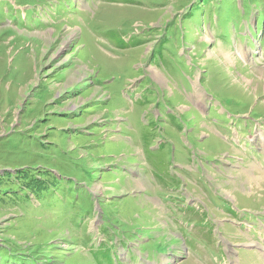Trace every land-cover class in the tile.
<instances>
[{
	"label": "rangeland",
	"instance_id": "obj_1",
	"mask_svg": "<svg viewBox=\"0 0 264 264\" xmlns=\"http://www.w3.org/2000/svg\"><path fill=\"white\" fill-rule=\"evenodd\" d=\"M262 19L0 0V264H264Z\"/></svg>",
	"mask_w": 264,
	"mask_h": 264
},
{
	"label": "trees",
	"instance_id": "obj_2",
	"mask_svg": "<svg viewBox=\"0 0 264 264\" xmlns=\"http://www.w3.org/2000/svg\"><path fill=\"white\" fill-rule=\"evenodd\" d=\"M223 12V11H221ZM262 23H264V19H262ZM31 178L30 175H25V179L29 180ZM54 184L57 185L58 184V180H54V182L47 184L45 180L43 179H36L34 181H32L31 183L26 184L27 188V192H31V194L33 195V197H40L42 196L44 193L47 192V187L50 186V188L52 189L54 187ZM43 189V190H42ZM9 261V260H7Z\"/></svg>",
	"mask_w": 264,
	"mask_h": 264
},
{
	"label": "bare ground",
	"instance_id": "obj_3",
	"mask_svg": "<svg viewBox=\"0 0 264 264\" xmlns=\"http://www.w3.org/2000/svg\"><path fill=\"white\" fill-rule=\"evenodd\" d=\"M228 64V63H227ZM155 77L157 78V79H159V76H158V74H155Z\"/></svg>",
	"mask_w": 264,
	"mask_h": 264
}]
</instances>
